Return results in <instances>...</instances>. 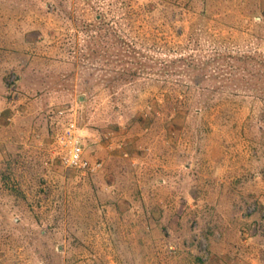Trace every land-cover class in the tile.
Listing matches in <instances>:
<instances>
[{
    "label": "rangeland",
    "instance_id": "obj_1",
    "mask_svg": "<svg viewBox=\"0 0 264 264\" xmlns=\"http://www.w3.org/2000/svg\"><path fill=\"white\" fill-rule=\"evenodd\" d=\"M0 264H264V0H0Z\"/></svg>",
    "mask_w": 264,
    "mask_h": 264
},
{
    "label": "built area",
    "instance_id": "obj_2",
    "mask_svg": "<svg viewBox=\"0 0 264 264\" xmlns=\"http://www.w3.org/2000/svg\"><path fill=\"white\" fill-rule=\"evenodd\" d=\"M61 142L66 147V152L62 156V163L66 168L90 173L100 167V164H92L83 157L81 139L73 125H69L65 129Z\"/></svg>",
    "mask_w": 264,
    "mask_h": 264
},
{
    "label": "trees",
    "instance_id": "obj_3",
    "mask_svg": "<svg viewBox=\"0 0 264 264\" xmlns=\"http://www.w3.org/2000/svg\"><path fill=\"white\" fill-rule=\"evenodd\" d=\"M98 23H100V21H98ZM99 28H100V31H103L104 32V24H102V22L100 23V24H98L97 25ZM97 26H94V27H97ZM97 37L96 36H92L91 37V40H95ZM126 45V44H125ZM123 52H124V54H126V56L125 57H127V58H129L128 56H130L131 57V55H127L128 53H131V51H129V50H123ZM133 57V56H132ZM132 57L130 58L131 60H132ZM185 60H186V58H185ZM180 61H182V59L180 60ZM134 64V63H133ZM135 64H137L136 62H135ZM134 64V65H135ZM128 64H126L125 65V67H123V69L121 70V72L119 73V76L120 77H122V76H125V75H129V74H131V72L132 71H134L131 67H128L127 66ZM139 65V64H138ZM194 67V69H197L198 67L197 66H193ZM132 69V70H131Z\"/></svg>",
    "mask_w": 264,
    "mask_h": 264
}]
</instances>
